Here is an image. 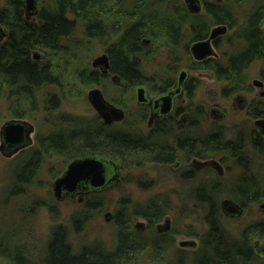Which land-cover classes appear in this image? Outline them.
I'll use <instances>...</instances> for the list:
<instances>
[{
	"label": "trees",
	"instance_id": "trees-1",
	"mask_svg": "<svg viewBox=\"0 0 264 264\" xmlns=\"http://www.w3.org/2000/svg\"><path fill=\"white\" fill-rule=\"evenodd\" d=\"M230 1L239 4L252 3V8L244 16V28L236 31L238 37L235 41L239 50L230 52L224 60L212 58L197 63L201 68L212 70L215 78L224 82L221 94L225 96L246 88L249 83L248 66L255 60L264 59V0ZM39 2H42L43 6L36 23L26 20L24 0H6L5 6L0 8V23L10 32L7 41L0 46V100L4 99L6 110L11 116L25 118L42 115L43 125L46 126L44 131L39 132L35 147L24 151L18 157L20 166L15 173L17 181L12 184L10 193L16 195L22 192L26 185L36 181L42 165L54 155L66 160L79 155L97 154L121 163L120 160H129L132 154L149 148L150 161H172L174 149L166 141L156 138L149 141L147 146L139 132L135 131V135H131L124 129L104 124L99 118L86 122L64 112L53 118L51 114L62 108L65 95L70 96L76 89L80 91V88L101 85L106 81L107 77L91 70L85 63L94 40L106 39L110 42L106 48L111 59V73L120 76L121 81L127 85L125 88L112 81L115 87L128 91L139 83H148L151 88L156 82L162 86L173 80L175 70L171 69L167 74L148 75L144 64L149 58V53L142 42L143 37L154 38L171 47L179 39L184 26L187 27L191 22L192 33L196 37L206 32L207 23L210 21L219 22L227 17L231 25L236 24L238 15L233 8L228 9L226 14L218 6L210 4L204 15L205 21L200 16L190 15L182 7H163L158 10L145 8L141 5L144 0H131L129 5L133 3V7L130 9L125 6V3H129L127 0ZM80 21L83 23V38L75 37ZM34 50H40L45 54V58L33 59ZM178 60L174 58V61ZM51 87L55 91L47 90ZM198 88V81L190 80L188 90L192 99L196 98ZM117 104L123 106L120 101ZM196 135L191 146L186 144V151L193 150L200 157H218L231 152L234 165L229 166L237 171L243 167L245 171L243 177H236L226 187L222 186L219 180H198L199 174L197 175V185L193 190H188L186 195L196 210L204 214L202 224L205 227L201 233L191 229L187 232L173 230L167 234L158 232L154 222L167 214L168 207L157 202H150L148 207L134 212L135 215H142L150 221L149 233H143L136 226L133 228L130 215L125 213L126 206L122 205L117 212V230L111 249L99 240L75 247L70 241L68 228L57 225L44 245L45 255L40 258V262L251 264L257 258L253 249L254 237L264 238V217L249 224L241 231L240 236L236 237L223 225L225 215L221 196L226 193L245 208L250 203H258L263 196L259 191L258 180L247 178V165H238L242 162L238 156L237 144L233 141L226 142L220 131L212 127L206 132L198 123ZM113 155L118 156L120 160ZM93 204L87 201L86 207L96 205L95 202ZM85 216L74 217L76 230L80 228ZM178 234L199 238V243L196 244L198 246L194 249L176 247L175 237ZM2 247L0 244V254ZM18 249L15 260L20 264H29L28 259L23 256V250L19 247Z\"/></svg>",
	"mask_w": 264,
	"mask_h": 264
},
{
	"label": "rangeland",
	"instance_id": "rangeland-1",
	"mask_svg": "<svg viewBox=\"0 0 264 264\" xmlns=\"http://www.w3.org/2000/svg\"><path fill=\"white\" fill-rule=\"evenodd\" d=\"M180 1H163L162 7L165 8L170 2ZM5 3L6 0H0V8L4 7ZM154 4L158 5V2H154ZM39 6L42 7L43 3L39 2ZM249 7V5H242L233 8L240 21H243L242 19L249 12ZM83 30V23L80 21L75 37L83 38ZM186 41H188V37L185 39ZM108 43L110 42L106 39L93 41L92 50L85 58V63L91 70L94 69V59L105 52ZM155 47H158V50L150 52L149 58L144 64V69L148 75L158 73L166 66L171 65L175 70H178L190 64L188 57L185 56H181L179 62L174 61V57L167 47L152 38V42L147 48L152 50ZM84 52L83 54H85ZM35 55H39L36 58L32 55L35 60L45 58V54L40 50H36ZM260 65L261 62H256L251 66V78L258 75ZM191 74L201 81L197 101L205 104L207 108L212 106H217L222 110L228 108L225 109L228 112L226 119L221 120L217 125L225 124V126L229 127L227 129L228 135L232 136L238 121H243L244 114L232 102H226L222 98L221 88L223 81H218L211 71L196 70L191 71ZM95 87H99L108 100H112L115 103L120 101L123 104V106H120L128 110V115L123 121H116L115 127L124 129L131 135H135L131 131L146 133V123H142L137 115L139 106L136 103L134 91H125L115 87L112 84L111 75L101 85L96 84L85 89L80 88V91L76 89L70 96L65 95L62 108L58 112H53L51 118L60 112H64L86 122L95 120L98 112L88 99L89 91ZM47 90L50 92L55 91L53 87ZM0 111V244L3 246L1 248L0 264H20L15 260L17 253H19L18 247L23 250V256L28 259L29 264H45L40 262V258L45 255L43 248L49 239L51 231L57 225H64L68 228L70 241L75 247L99 240L111 249L114 246L117 230V212L120 211L122 205L126 206L125 213L130 215L133 228L137 222H143L144 227L141 231L146 234L149 233L150 221L142 215H135L134 212L142 207H148L150 202H157L168 207L167 214L162 219L154 222L158 232L167 234L173 230L187 232L191 229L201 233L204 230L205 226L202 224L204 222V214L196 210L193 202L186 195L188 190L195 188L197 180L184 181L179 174H176L177 172L173 171L171 165L163 166L151 163L148 161L149 155L145 151L135 155L132 154V157L125 161L113 155L121 162L120 179L113 185L91 191L88 194H66L60 199L54 193L53 183L56 178L63 174L66 168L65 164L69 158L65 160L54 155L51 159H46L47 161L42 165L36 181L26 185L22 192L12 195L10 193L12 184H16L17 181L15 173L18 172V167L20 166L18 157L24 151L36 145L39 132L44 131L46 126L43 125L44 118L42 115L25 118L11 116L6 110L3 98L0 100ZM9 121L27 122L33 126V130L29 134L31 143L25 145L23 150H19V152L10 156L7 155V150L2 146L1 137L2 127ZM206 122L208 123L204 124L205 129L213 125L210 119ZM261 161L264 162V158ZM116 162L118 163L119 161ZM236 175V169H228L227 171V167L223 176H218L215 170H201L198 180L209 181L219 178L221 185L226 187L235 179ZM225 198L231 197L224 193L221 196V201ZM87 201L91 204L95 202L96 205L93 206V204L90 205L91 207H86ZM259 202L250 203L238 216H231L223 211L225 215L223 225L234 236H240L241 231L245 227L264 217V212L259 208ZM76 215L78 217L86 215L78 230H76L74 225V217ZM166 218L170 219L169 230L159 231L157 229L158 224L166 225ZM255 239H258V237H254ZM183 240H195L196 243H199V238L197 237L178 234L175 237L176 247L194 249L198 246H181L180 242ZM143 264H147V262ZM251 264H264V258L257 256Z\"/></svg>",
	"mask_w": 264,
	"mask_h": 264
},
{
	"label": "flooded vegetation",
	"instance_id": "flooded-vegetation-1",
	"mask_svg": "<svg viewBox=\"0 0 264 264\" xmlns=\"http://www.w3.org/2000/svg\"><path fill=\"white\" fill-rule=\"evenodd\" d=\"M129 1L128 5L130 4L131 0ZM154 2H158V5H155ZM245 3V2H244ZM239 4L235 3L230 0H181L180 2H173L168 3L166 7H175V8H185L188 13L192 16H200L204 19V15H206V9L210 4L216 5L221 8L224 13H228V9L235 8V6H242V5H249V10L252 8V3L248 4ZM162 0H144L143 5L145 8L151 10H158L162 9ZM125 3L126 8L130 9L133 7V3L131 6H128ZM194 8V9H193ZM41 7L39 6V0H34L32 2L31 10L27 8V0H24V13L27 21H31L32 23H36V19L40 14ZM234 10V9H233ZM205 20V19H204ZM237 18L236 24L231 25L229 19L225 17L222 21L214 22L210 21L207 23L206 32L200 36L196 37L193 31V23H189L188 26H184L185 28L182 30L181 35L174 46H167L168 51L171 52L174 58L180 59L181 56L188 57L189 63L187 67H182L180 69H174V67L166 66L162 69V71L158 73H169V71H174V77L171 82H167L166 84L162 85L160 83L153 84L154 87H160L159 89H154L150 87L148 83H139L132 86L129 90H133L135 93L136 103L138 104V116L141 121H144L147 126L146 133H140L142 139H144L145 144L153 139H159L160 141H166L169 145L172 146L174 149V157L173 160L170 162H152L151 163L156 165H171L173 171L177 172L180 177L183 178L184 181L191 180L196 181L197 175L201 170L213 171L215 170L218 176H223L228 169H233L229 165H234V161L232 158L233 153L224 154L221 156H206L200 157L193 152V150L186 151L185 146L189 143V146L195 142V138L197 137V126L199 125L204 126L207 124L209 119L212 121L209 128H206L205 131H209L212 127L216 129V131H220L222 136L225 138V141H233L235 145L237 144V152L239 159L242 163H238V165H247V178L253 177L257 178L258 184L260 185V194L263 195L260 198L259 208L264 212V209L261 208V203L264 202V162L261 159L264 158V59L255 60L250 63L248 66V74H249V83L243 90L233 94V95H222V98L226 102H232L233 105L242 111L244 114V119L242 122L236 124L237 127L233 130V135H228L229 127L224 125L218 126L217 124L220 123L221 120L226 119L227 111L225 109H220L217 106H212L207 108L205 104L192 99L189 93V82L190 80H197L199 84L198 92L200 90L201 81L192 76L191 71L196 70H203V71H211L210 69L201 68L197 65V63H203L208 59L212 58H222L223 60L228 57L229 53L232 51L239 50L238 45H236V31L239 29H243L245 26L246 18L242 19ZM206 21V20H205ZM244 24V25H243ZM190 27V28H189ZM189 28V29H188ZM216 30V34L212 36L213 31ZM262 30L264 31V19L262 21ZM9 30L8 28L0 23V46L3 45L8 37H9ZM188 37V41L185 42V39ZM204 41H209L208 45L206 46V50L209 51V54H206L204 58L197 59L196 55L201 54L204 50L201 47H197L195 50L193 47L197 43H201ZM142 42L144 43V47L147 53L155 52L158 50V47L155 49L150 50L148 45L152 42V38L143 37ZM36 50L32 52L33 57H39V55H35ZM103 54L108 56V63L109 66L106 68L104 65H97L94 66L95 71L103 74L105 77L111 75V79L114 83L125 86L120 76L117 74H112V65L109 53L107 48ZM180 60H178L179 62ZM261 62L259 66L258 75L254 78H251V66L256 63ZM155 74V73H154ZM149 76H146L148 78ZM224 84V82H223ZM223 86V85H222ZM124 88V87H123ZM124 88V89H125ZM139 88H144V92H142V99L139 98L140 92H138ZM194 90V89H193ZM103 92V91H102ZM197 92V95H198ZM104 96L105 93L103 92ZM106 97V96H105ZM166 97V99L164 98ZM107 99V98H106ZM110 101V100H109ZM114 103L116 106L122 108L125 112L124 118L128 115L127 109L125 107H121L120 105L116 104L112 100L110 101ZM101 119V121L106 125H114L116 121H112L111 123H106L101 116L98 114L96 119ZM122 119V121L124 120ZM95 119V120H96ZM94 121V120H92ZM219 122V123H218ZM156 126L158 128L156 129ZM218 126V127H216ZM135 132V131H131ZM139 134V133H138ZM1 137H2V146L4 149L7 150V155H12L14 153L19 152V150H23L24 146L31 143V139L29 136L25 140L24 144L22 145H10L5 142L4 137L2 135L1 130ZM158 140V141H159ZM182 145V146H181ZM35 147V146H33ZM31 147V148H33ZM30 149V148H29ZM150 149H145L147 154L149 155ZM229 152V151H227ZM85 156H98L102 157L97 154H87V155H79L69 158L65 165H68L69 162L74 160L75 158L85 157ZM112 163L108 164L107 173L111 177V174L114 173V167L111 165H121L118 164L116 161L108 158ZM216 160L219 162L217 165H221L222 170L217 169L214 164H204L205 161ZM239 161V160H238ZM115 162V163H114ZM119 168V166H118ZM121 170V167L119 168ZM245 175V171L239 169L237 171L236 177L239 178ZM235 177V179H236ZM118 179V178H117ZM215 180L211 179L209 181ZM216 180H219L216 179ZM204 181V180H203ZM206 181V180H205ZM114 184V183H113ZM111 183V185H113ZM98 189L92 188H85L83 191L77 192L76 194H88L91 191H95ZM69 195V194H68ZM236 204H238L242 208V212L244 211L245 207L241 203L237 202L233 198H230ZM222 203V202H221ZM222 209L226 213L223 204ZM241 212V213H242ZM228 214V213H227ZM230 215V214H229ZM240 215V214H239ZM233 216V215H232ZM165 227V225H163ZM264 244V238L255 239L253 242V249L257 256L264 258V253L262 252V246Z\"/></svg>",
	"mask_w": 264,
	"mask_h": 264
},
{
	"label": "water",
	"instance_id": "water-1",
	"mask_svg": "<svg viewBox=\"0 0 264 264\" xmlns=\"http://www.w3.org/2000/svg\"><path fill=\"white\" fill-rule=\"evenodd\" d=\"M33 1L34 0H27L28 10H31ZM215 34L216 30L213 31L212 36H214ZM208 43L209 41H204L195 44V46L193 47L194 50L197 47H201L204 50V52H202L201 54L197 53V59H202L206 54H209V51L206 50V46L208 45ZM97 65H104L106 68H108V56L106 54H102L96 57L94 59L93 66ZM138 92H140L139 98L142 99V92H144V88H139ZM164 98L166 99V97ZM88 99L106 123L122 120L125 116L124 110L106 99L99 87H95L89 91ZM32 130L33 126L27 122L9 121L2 127V135L6 143L12 146L22 145L24 144L25 140ZM112 162L113 161H110L108 158L98 156H85L75 158L74 160L69 162L68 165H66L63 174L56 178L53 183V190L56 197L60 199L66 194L74 195L77 192L83 191L88 187L98 190L109 187L111 183L113 184L120 179L121 172V170L119 169L120 165H111L114 167V173L111 174V177L108 175V164ZM203 163H212L217 169L222 170L221 165H217L219 164V162L216 160L205 161ZM222 204L226 213L230 214L231 216H238L242 212V208L230 198H225L222 201ZM260 206L262 209H264V202L261 203ZM135 226L138 229H142L144 227V223L137 222ZM169 228V218H166L165 227H163L162 224H158L157 226V229L159 231H166L169 230ZM196 244L197 243L195 240H183L180 242L181 246H196ZM261 250L264 253V244Z\"/></svg>",
	"mask_w": 264,
	"mask_h": 264
}]
</instances>
